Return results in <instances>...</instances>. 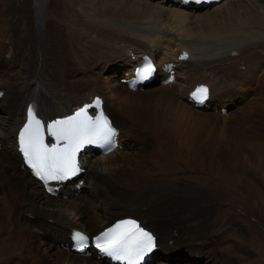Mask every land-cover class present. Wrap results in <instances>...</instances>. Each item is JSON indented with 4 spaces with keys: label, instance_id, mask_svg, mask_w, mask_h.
<instances>
[{
    "label": "bare ground",
    "instance_id": "obj_1",
    "mask_svg": "<svg viewBox=\"0 0 264 264\" xmlns=\"http://www.w3.org/2000/svg\"><path fill=\"white\" fill-rule=\"evenodd\" d=\"M27 1L34 2L32 15L22 10ZM49 2H0V24L5 27V36L0 33V88L5 91L0 99V264H107L94 255L65 250L70 229L95 233L129 212L157 229L162 251H187L179 259L162 254L152 264H254L242 220L228 224L227 217L218 218L223 209L213 204L218 195L227 204L226 195L234 185L224 183L230 191L223 193L217 174L207 178L182 158H172L177 149L188 152L178 147L180 143L174 146L173 140L181 128L186 131L184 122L200 112L193 103L191 109L180 102L184 119L177 116L181 122L173 130L166 126L163 113L153 108H137L131 114L119 106L125 115L114 116L103 95L126 152L86 158L81 190L67 182L57 197L45 194L39 182L20 168L15 134L29 102H36L48 118L70 113L99 94L95 92L103 71L112 69L115 77L121 68L139 63L145 53L154 55L160 65L169 59L177 62V76L183 74L188 84L180 95L205 82L215 105L243 102L264 89V0H230L193 10L174 0L72 1L75 4L60 0L50 13ZM32 19L39 39L31 33ZM182 48L191 52L187 62L177 60ZM91 67L96 70L88 74ZM117 92L126 107L137 99L174 104L179 97L169 87ZM109 104L113 106V100ZM195 120L202 121V116L195 115Z\"/></svg>",
    "mask_w": 264,
    "mask_h": 264
},
{
    "label": "rangeland",
    "instance_id": "obj_2",
    "mask_svg": "<svg viewBox=\"0 0 264 264\" xmlns=\"http://www.w3.org/2000/svg\"><path fill=\"white\" fill-rule=\"evenodd\" d=\"M8 1L9 0H7V2ZM59 1L60 0H50L49 4H47V11L50 13V7H59ZM65 1L69 4H75V2H72L74 0ZM22 10L26 13L30 11L32 15L34 11V2L27 1ZM0 17L1 23L3 22L1 10ZM53 25L54 24L52 23H48V26L50 27H54ZM31 27V33L36 39H39L40 35L38 33V28L33 19L31 20ZM0 29V33L2 34L1 36L4 37L5 27L0 24ZM3 29L4 32H2ZM110 33H112V31H110ZM8 43L10 46H13L14 40ZM5 57L8 58V54H6ZM245 66L242 68L245 69ZM81 70L86 71L85 69ZM95 70V67H91L89 70H87V72H89L88 74H92L95 72ZM123 70L124 69H122L115 77L110 74L112 69L109 72L103 71V80L99 83V91L97 90L95 92L105 94L108 104L113 100L114 105L112 106L109 104L113 115L116 113V111L118 112V114H115L117 117H122L125 115L122 114L124 113L123 111H119V106H121L120 108L123 110H128L131 114H133L132 111L136 110L137 108H153L154 110L163 113L166 126L171 127L174 130L177 127V124H180L179 122H181L180 119L176 118L177 116H181L179 113L180 106L187 104L189 108L194 109L192 108L191 102L187 101V92L185 93L186 95L179 94L182 88L188 87V84L185 85L186 82L184 77H180L179 82L176 80L177 82L175 81L170 86L160 85L159 79H157L153 83V87H145L143 90L145 91L147 89L158 87H169L172 91H174L175 97H177V94H179V97L176 98V102L174 104L168 103L165 105L164 101L161 99L155 101H144L137 99L135 105H128V107L124 106V103L120 102L121 97L117 95L120 94V92H117V90L129 91L127 88H123L125 85L121 84L123 87H120L121 85H117V79L122 76L123 72H125V70ZM106 76H109L110 79H106ZM111 76H113V78ZM254 83H256V81H254L253 84ZM252 85H250V87H252ZM122 94L125 93L123 92ZM136 94L142 95L144 93ZM113 95L116 97L115 99L113 98ZM254 95H249L243 102L237 100L235 103L224 104L229 110L226 114L219 113V109L223 103L217 105L212 104L211 109H195L200 110V112L196 113L195 115H201L202 121L197 120L196 122L195 115L188 119V121H185L183 128L186 129V131H184L182 128L180 129L181 132H177L175 130L177 134L183 135L184 138H179V136L175 133L173 141L174 146H177V144L180 143L178 147H180L181 150H188V152L186 151L187 155L178 149L174 152L176 156H178V159L182 158L183 161L190 164V167H193V169L197 170V174L203 173L202 175L207 178L210 177L209 175L215 176L217 174V181H222L223 184L225 183L228 186L234 185L232 187V195H226L228 197L227 204L221 203L223 198L221 195H218L213 199L214 206L216 208L220 207L223 209L222 213L220 212L221 210L219 211L220 215L218 218L223 219L227 217L228 219L226 222L230 225H233L235 220L241 219L244 227L247 230L246 247L250 251L248 256L254 258V264H259L258 262L260 259H262L260 264H264V89H257V92ZM128 96L129 95L126 97ZM211 114L214 118V121L210 123ZM181 118L184 119L182 116ZM129 120L130 119H127V121ZM168 131L172 133V129ZM192 136L194 137L191 138ZM193 140L195 145L190 143ZM201 145L202 147H200ZM124 151L125 150H123V152ZM172 158L175 159L174 157ZM165 162L170 166L172 165L169 161ZM222 170L223 172H226L225 174L227 176L220 172ZM230 174H233L236 177L232 175L233 178L229 182L228 179ZM211 180L213 179L211 178ZM225 184L224 190L222 191L223 193L230 191L225 187ZM196 196L197 195H195V198ZM229 206L231 208H229ZM28 207V209L32 208L30 206ZM233 215H237L239 218L236 217L235 219H231ZM229 250L233 252L232 248H229ZM250 264H253V262L251 261Z\"/></svg>",
    "mask_w": 264,
    "mask_h": 264
},
{
    "label": "snow or ice",
    "instance_id": "obj_3",
    "mask_svg": "<svg viewBox=\"0 0 264 264\" xmlns=\"http://www.w3.org/2000/svg\"><path fill=\"white\" fill-rule=\"evenodd\" d=\"M153 70L149 64L142 72L147 76ZM207 91L203 87L197 88L192 97L202 103ZM101 104L102 101L97 98L95 107L99 109ZM90 107L93 105H85L73 116L49 124L47 132L55 140L51 145L45 142V125L29 108L28 123L19 135V147L33 174L45 184L69 179L80 172L76 157L86 144L112 142L115 129L111 122L102 110L96 118L90 116ZM75 239L79 250L83 251L88 246L89 238L86 235L76 233ZM94 246L100 253L122 264H141L144 257L154 249L155 237L135 220H123L96 237Z\"/></svg>",
    "mask_w": 264,
    "mask_h": 264
}]
</instances>
